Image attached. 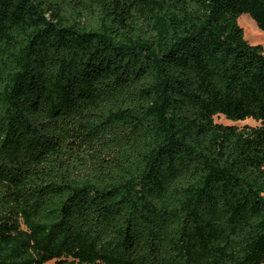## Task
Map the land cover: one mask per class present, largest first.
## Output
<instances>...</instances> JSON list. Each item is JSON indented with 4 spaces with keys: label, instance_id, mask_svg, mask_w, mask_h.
<instances>
[{
    "label": "trees",
    "instance_id": "trees-1",
    "mask_svg": "<svg viewBox=\"0 0 264 264\" xmlns=\"http://www.w3.org/2000/svg\"><path fill=\"white\" fill-rule=\"evenodd\" d=\"M242 13L264 30V0H0V264H264Z\"/></svg>",
    "mask_w": 264,
    "mask_h": 264
},
{
    "label": "rangeland",
    "instance_id": "rangeland-1",
    "mask_svg": "<svg viewBox=\"0 0 264 264\" xmlns=\"http://www.w3.org/2000/svg\"><path fill=\"white\" fill-rule=\"evenodd\" d=\"M238 23L244 29V36L249 41V43L253 45L261 44L264 47V30H262L256 23V21L252 18L249 13H242L238 17ZM216 120L218 122H222L224 124H237L239 126L249 125V126H260L262 121H257L253 118H247L245 120H231L226 116L219 115L216 116ZM47 264H55L54 261H51Z\"/></svg>",
    "mask_w": 264,
    "mask_h": 264
}]
</instances>
